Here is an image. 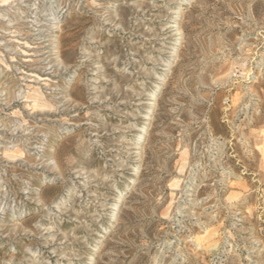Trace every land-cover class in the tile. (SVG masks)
Masks as SVG:
<instances>
[{"label":"rangeland","instance_id":"1","mask_svg":"<svg viewBox=\"0 0 264 264\" xmlns=\"http://www.w3.org/2000/svg\"><path fill=\"white\" fill-rule=\"evenodd\" d=\"M0 264H264V0H0Z\"/></svg>","mask_w":264,"mask_h":264}]
</instances>
